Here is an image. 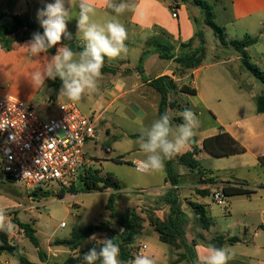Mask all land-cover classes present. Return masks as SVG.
<instances>
[{"label":"rangeland","instance_id":"1","mask_svg":"<svg viewBox=\"0 0 264 264\" xmlns=\"http://www.w3.org/2000/svg\"><path fill=\"white\" fill-rule=\"evenodd\" d=\"M172 1L174 0H169V2ZM205 1L214 7L217 16L216 22L220 26H224L222 13L226 0ZM190 8L199 11L197 7L191 6ZM125 27L128 31V39L125 42L128 47L127 55L113 60L105 58V64L123 72L122 75L102 74V78L98 81L99 92L86 95L79 102H72L59 92L58 98L54 100L51 107L46 104V99L51 93L47 83L44 94L34 102V108L44 119H50L58 114L61 104L74 103L85 115L93 117L96 120L97 134L96 138L84 147L88 159L91 160L87 168L100 171V176L112 173L121 181L122 189L118 192L120 196L119 212L130 209L142 213L155 208L159 209L156 212L157 215L164 218L168 214V208L161 205L157 207L155 201L168 189H166L165 182L166 167L161 172L150 174L137 171L136 161L144 159L145 156L139 149V138L131 137L134 134H141L144 128L150 127L152 122L159 118L160 96L149 84L143 85L141 77L138 78L134 76V72L127 71L139 64L143 50L141 46L143 47L148 39H142L143 45H140L139 37L131 34L128 25ZM201 30L206 39V57L202 65V77L197 83L203 87L202 83L206 79L207 82L214 83L222 89L224 94L229 92V89H233L235 93L243 97L241 101H233L229 105L223 101L220 108L223 112L224 127L236 132L239 138L245 142L243 146L247 148V152L222 158L214 157L206 152L202 148V142L206 138L216 135L220 125L215 120L213 111L199 108L193 99L190 100L178 92L171 94V100L176 102V107L170 110L169 116L172 121L175 118H180L185 109H190L195 114L199 122L194 136L197 138L199 147V153L196 156L199 170L208 172L214 181L244 179L256 188L264 181V169L257 166L255 157L258 152L257 142L246 141L243 138V133L249 134L252 138L253 132L247 121L258 113L254 96L262 94L263 85L243 68L241 61L236 60L238 53L233 47H223L212 28L202 24ZM152 34L151 41L156 37V34ZM159 34L161 32H158L157 35ZM244 37L242 34L234 35V39H243ZM150 47L148 44L145 45L146 49ZM255 52L254 48L252 55L255 59L250 61L257 68L263 70L262 60L256 56ZM158 59L160 58L158 57ZM219 59H232V62L218 65L216 63L219 62ZM147 68L148 76L153 77L150 65ZM118 78L127 79L128 88L120 91L115 82ZM179 79V77L176 78L177 82L179 85H183V81ZM111 83L112 85H110ZM248 85H251V88ZM131 86L135 90H132ZM125 92L127 93L125 94ZM187 105H190L191 108ZM177 125H179L178 122L172 124L174 128ZM191 150L192 147L189 145L177 155ZM116 157H122L125 163L113 161L112 159ZM175 167L181 175L183 185L199 183L197 175L177 163ZM78 188L82 189L81 183H78ZM210 188L206 189L210 191L208 196H198L200 195L199 191L203 190H197L195 187H184L180 190V197L186 206L189 207L187 205L189 202L203 205L207 216L213 222L208 230H204L192 222L187 228L189 242L192 240L202 242L198 231L206 235L208 238L205 240L206 243L219 236H225L226 239L238 238V243L227 244L224 248L229 249L240 262H244L248 258L256 259L252 250L254 243L257 241L264 244V233H261L259 238L255 237V233L264 224V214L262 213L264 210V189H259L251 199L237 196L230 198L228 200L229 211H227L217 205L213 197L215 189L220 190L221 185L216 187L212 185ZM59 192V189H54L51 191V196L37 199L35 196H30L28 189L23 184L10 180L0 169V205L8 209V218L14 225L13 231L9 233L10 236L16 243L20 241L18 252L16 254L3 253V256L0 257V264H20L22 256L39 264H63L68 258L70 250L56 245L55 241L69 238L76 228H85L108 219L109 212L106 210V205L112 190L105 192L80 190L79 194H68L63 199L57 197ZM142 215L145 216V214ZM62 223L65 224L64 227L61 226ZM21 224L30 225L36 231L34 235L40 242V250L46 254L44 263L40 260L39 249L27 237L26 232L24 234L19 232L22 229ZM145 224L147 230H150L149 224ZM156 238L157 235L153 232L151 238L145 236L140 240L147 241L149 244L151 241L152 243L157 241L172 256V259L176 258L177 260L180 253H183V251L172 249ZM89 247L90 242H87L82 253H87ZM150 248L154 247L150 244ZM258 260L260 261L261 257ZM183 262L188 264L186 261Z\"/></svg>","mask_w":264,"mask_h":264},{"label":"trees","instance_id":"2","mask_svg":"<svg viewBox=\"0 0 264 264\" xmlns=\"http://www.w3.org/2000/svg\"><path fill=\"white\" fill-rule=\"evenodd\" d=\"M182 1L190 7H197L199 10V16L195 17L197 25L195 37L183 43L180 49L177 50L171 43L169 35L164 31L161 32L159 36L155 37L149 43L153 50L143 54L136 68L143 82L148 83L160 96L158 116L160 117L165 112L170 115V110L176 107V102L171 100V94L178 92L184 95L196 96L197 91L186 84L179 85L176 79L167 75L160 76L153 80L147 79L144 72L145 58L149 54H156L162 60L176 63L173 74L176 78L179 77L180 79L192 71L199 69L203 65L206 57V39L204 32L201 30L202 24L214 30L222 45H230L233 47L241 58L243 68L263 85V92L255 97V102L257 112L259 114H264V70H260L251 63V58L246 51L247 48L257 43V38L246 35L243 39H235L227 42L226 29L216 22L217 16L212 5L205 0ZM109 12H111V10H109ZM37 31L43 33V28L38 24L32 23L27 15L15 16L10 26L0 25V43L5 49L9 50L13 44L10 37H31L32 34ZM62 43L67 44L74 52L78 53L82 50V43L75 37L71 36L70 39H63ZM48 53H55V48L50 49ZM117 72L118 69L104 63L102 74H117ZM48 85L51 89V98L53 100L57 99L62 86L61 81L59 78L50 80ZM171 122L172 124L173 122L181 124L183 123V118H175L173 121L171 120ZM140 135L141 134H134L131 135V137L139 138ZM197 143V138L193 137L190 143L192 147L191 151L181 155H175L172 159L165 161L167 174L165 182L169 184L170 187L155 201L157 207L161 205L168 208V214L164 218L157 215L156 212L159 209L155 208L142 213L130 209L119 212L120 196L118 192L122 189V184L112 173L100 176V171L86 167L84 171L80 173L76 185L68 189H61L57 196L59 199L65 198L68 194L77 195L80 193V190L87 192H105L107 190H112L106 205V210L109 212L108 219L85 228H76L69 238L57 239L55 241L56 245L66 247L70 250V254L63 264H86L84 261L85 253H82V249L87 243V240L99 232H106L108 238L113 239V242L117 244L120 249L119 259L123 264H129L134 259V252L137 250L135 248L136 242L144 236L146 229L145 223H148L155 231L161 242L169 245L174 250L183 251L177 259L178 263L186 261L188 264H197L198 258L195 252L197 242H189L187 238V228L192 222H195L204 230H208L213 225V222L207 216L206 209L203 205L193 202L187 204L189 207L185 205L180 197V187L182 185L181 175L177 172L175 167L177 163L179 166L185 167L191 173L199 169V162L196 158L199 153ZM202 148L210 155L217 158L244 154L247 151L245 146L239 143L229 133L225 132L206 138L202 142ZM112 160L117 163H125L122 157H116ZM259 167L264 169V155L259 157ZM198 174L201 176L205 175L201 170L198 171ZM208 182L215 183L213 178H209ZM78 183L82 184V189L78 188ZM259 189H264V183H262L259 188H255L247 181L237 180L227 182L222 186V191L228 199L236 196L251 198L258 193ZM199 193L202 196H208L210 191L204 190L199 191ZM29 194L30 196H40L41 198L52 195L50 190L44 191L41 188ZM142 214H145V216ZM21 227L25 230L27 237L32 241L35 247L39 249L40 260L44 263L46 254L40 250V242L34 235L36 231L32 226L27 224H21ZM9 236L10 234L8 232L0 231V254L9 253L12 249L15 250L14 254L18 252L17 245L10 243ZM238 242V238L226 239L225 236H219L214 238L210 245L221 248L225 247L227 244L234 245ZM20 264L39 263H32L22 256L20 257ZM96 264H100V261H97Z\"/></svg>","mask_w":264,"mask_h":264},{"label":"crops","instance_id":"3","mask_svg":"<svg viewBox=\"0 0 264 264\" xmlns=\"http://www.w3.org/2000/svg\"><path fill=\"white\" fill-rule=\"evenodd\" d=\"M53 2L54 0H0V25L10 26L13 22V17L25 15L29 17L32 23L40 25L37 18L38 10L43 8L45 4ZM93 2L97 8L96 15L93 17L96 22L102 23L115 15L109 12V10L104 7L102 0H93ZM127 2L135 5L134 10L126 11L124 14L120 15L118 19L122 24H124L125 26L128 25L130 27V32L132 35L139 37V42H141L140 45H143L142 39H148V41L145 42L144 46H141V48H143L141 57L145 52L148 51L149 53V51L153 50L152 47H150L149 49L145 48L146 44L150 45L149 42L151 41L150 38L153 36L152 33L156 34L157 37L160 35H157L158 32H166L170 37L171 43L176 47L177 50L180 49L183 43H186L195 37V34L197 32L195 17L199 16V11L191 9L190 6L186 5L182 0H174L172 2H169V0H127ZM76 3L77 0H72L71 15L68 18L69 21L67 22V30L69 33H71L72 37H75L80 43H83L82 38L78 37L76 19L78 15V8H76ZM66 6L68 5L66 4ZM175 11L178 15L177 18L173 17V13ZM222 20L224 22V26L222 27L226 29L227 42L235 40L234 35L237 34H242L244 36L248 35L250 37L257 38V43L247 48L246 51L251 59H255L252 55V50L254 48L256 49V56L259 57L260 60H262V69L264 70V0H226V3L223 7ZM147 33H149L150 35H146ZM10 38L13 41L11 49H5L0 43V95H12L34 107V102L38 100L42 94H44L47 83L51 79L45 80L44 87H34L31 82V74L37 70L42 71L44 65L47 63V60L50 59V57L54 53H42L39 56H32L24 47L31 39L30 36L24 38L12 36ZM229 46L230 45H223V47L225 48H228ZM155 56L157 55L149 54L145 58L144 72L146 78L153 80L160 76L167 75L176 79L175 75L173 74L174 69L176 68V63L168 62L166 60H160ZM236 60L241 61L239 55L236 57ZM218 61L219 62L216 63L218 65L227 64L232 62V59H219ZM149 65L150 69L153 72V77L148 76L147 74V67ZM137 66L129 68L127 69V71L134 72V76L139 78L141 76L136 71ZM202 71L203 67L201 66L199 69L194 70L185 77L179 79L183 81V84H186L191 88L196 89L197 91L196 96H189L184 94L181 95L189 98L190 100L193 99V101L198 105L199 108L213 111L215 120L220 125V129L217 134L223 132L229 133L243 145L245 142H243V140L239 138L236 132L228 130L224 127L222 122L223 112L222 108H220V105L223 104V101H225V103L229 105L233 101H241L243 97L235 93L233 89H229V92H225L224 94V91L222 89H220L214 83L207 82L206 79L202 83L203 87H201L197 83V81L202 77ZM122 73L123 72H120L118 70L117 74L113 75L119 76L122 75ZM115 82L117 88L120 91L125 90V88H128L129 86V82L127 79L122 80L118 78V80H116ZM146 84L148 85V83L143 82V85ZM110 85H112V83ZM248 87L251 88V85H248ZM130 88L132 90H135L132 86ZM126 93L127 92H125V94ZM255 97L256 96H254V98ZM53 102L54 100L51 98L50 93V96H48V98L46 99V104L49 105ZM188 106L191 108L190 105ZM249 119L250 120H248L247 122L253 132L251 136L252 138H250V135L245 132L243 133V138H245L246 141L257 142L258 152L255 154V157L257 166L259 167V157L264 155V114L257 113ZM198 171L199 169L196 170V172H194L193 174L198 176L199 183L191 185H183L182 183L180 190L184 187H195L197 190L199 189L204 191L206 189H211L210 187L212 185H214L215 187L217 185H221L220 190H222V186L227 182H230H208V179L212 178L210 174L206 171H203L205 175L201 176L200 174H198ZM238 181H247L249 183L248 180L244 179H239ZM262 183H264V181ZM166 186L167 189L170 185L166 183ZM259 187L260 186L256 188ZM215 191L218 190L215 189ZM227 211H229V208ZM262 213L264 214V210ZM152 231L155 233V231L151 227L150 230H147L146 227L143 237L146 236L148 238H151L153 235ZM198 233L202 239V242L196 241L197 245L195 246V252L197 254V258L203 252L204 248L211 243H206L205 240H207L208 238L205 234H203L201 231H198ZM261 233H264V224H262L258 232L255 233V237L259 238L261 236ZM156 240H159L158 235ZM193 241L195 240H192L191 242ZM87 242H90L91 246L92 240L90 238L87 240ZM153 242L154 243H152L151 241L150 243L154 247L153 249H151L149 242L141 241L139 239L135 244V248L138 249L141 245L146 244L148 246L146 254L155 256L158 260V264H185V262L178 263L176 258L172 259V256L168 254L167 250L163 249V247H161V245H159L157 241ZM19 243H16L15 245L19 247ZM252 250L254 251L253 255L257 257L256 259L248 258L246 259V261L240 262L239 259H237L236 256L230 251L231 259L228 263L264 264V244L256 241ZM2 256L3 254L0 255V257ZM259 257H261L260 261H262V263H259ZM30 262L37 263L33 261Z\"/></svg>","mask_w":264,"mask_h":264},{"label":"clouds","instance_id":"4","mask_svg":"<svg viewBox=\"0 0 264 264\" xmlns=\"http://www.w3.org/2000/svg\"><path fill=\"white\" fill-rule=\"evenodd\" d=\"M106 9L115 13L106 21L99 23L93 17L97 8L93 0H77V30L82 38V50L74 52L63 39H70L67 22L71 15L72 0H54L47 3L37 12V18L43 33L37 31L24 46L30 55L47 54L55 48V53L47 60L43 70L31 74L34 87H44L46 79L61 81L60 94L72 102H79L86 95L99 92L98 81L102 78L105 58L113 60L122 58L128 53L126 40L128 32L118 17L126 11L134 10L135 5L127 0H102ZM66 4L68 6H66ZM183 123L172 126L167 112L152 122L150 127L142 130L138 140L139 149L145 158L136 161L137 171L156 173L164 170L165 161L186 149L195 136L198 120L190 109L182 113ZM6 125L0 124V130ZM8 209L0 205V231L11 233L14 225L8 218ZM97 240L96 236L90 237ZM99 250L91 248L84 254L86 264H123L119 259L120 249L113 239L97 240ZM231 259L229 249L208 245L199 255L197 264H228ZM131 264H158L155 256L140 253Z\"/></svg>","mask_w":264,"mask_h":264},{"label":"built area","instance_id":"5","mask_svg":"<svg viewBox=\"0 0 264 264\" xmlns=\"http://www.w3.org/2000/svg\"><path fill=\"white\" fill-rule=\"evenodd\" d=\"M177 16L175 11L173 17ZM0 124L6 125L0 130V169L12 181L23 184L29 193L38 188H70L91 162L84 147L96 138V120L74 103L61 104L56 116L44 119L25 101L0 95ZM213 197L217 205L228 210V198L222 190L215 191ZM19 232L24 234L25 230ZM94 235L97 240L108 238L106 232ZM97 240H92L90 249H99ZM9 241L16 244L12 236ZM147 249L146 244L141 245L134 258L142 252L146 254Z\"/></svg>","mask_w":264,"mask_h":264},{"label":"water","instance_id":"6","mask_svg":"<svg viewBox=\"0 0 264 264\" xmlns=\"http://www.w3.org/2000/svg\"><path fill=\"white\" fill-rule=\"evenodd\" d=\"M137 110V109H136ZM37 199H40L41 197L40 196H35ZM14 252H15V250L14 249H12L11 251H10V253H12V254H14Z\"/></svg>","mask_w":264,"mask_h":264}]
</instances>
